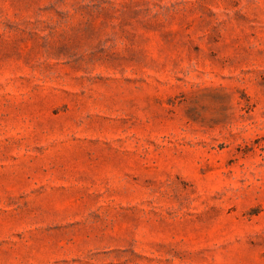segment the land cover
<instances>
[{
	"label": "rangeland",
	"instance_id": "obj_1",
	"mask_svg": "<svg viewBox=\"0 0 264 264\" xmlns=\"http://www.w3.org/2000/svg\"><path fill=\"white\" fill-rule=\"evenodd\" d=\"M0 264H264V0H0Z\"/></svg>",
	"mask_w": 264,
	"mask_h": 264
}]
</instances>
